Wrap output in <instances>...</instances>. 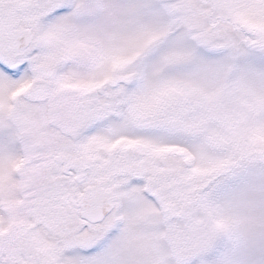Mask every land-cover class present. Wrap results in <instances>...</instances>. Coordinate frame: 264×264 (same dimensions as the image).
<instances>
[{
	"label": "snow or ice",
	"instance_id": "1",
	"mask_svg": "<svg viewBox=\"0 0 264 264\" xmlns=\"http://www.w3.org/2000/svg\"><path fill=\"white\" fill-rule=\"evenodd\" d=\"M0 264H264V0H0Z\"/></svg>",
	"mask_w": 264,
	"mask_h": 264
}]
</instances>
